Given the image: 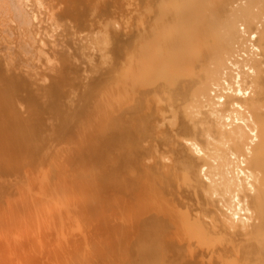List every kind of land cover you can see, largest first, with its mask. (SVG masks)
I'll list each match as a JSON object with an SVG mask.
<instances>
[{
  "label": "bare ground",
  "instance_id": "6f19581e",
  "mask_svg": "<svg viewBox=\"0 0 264 264\" xmlns=\"http://www.w3.org/2000/svg\"><path fill=\"white\" fill-rule=\"evenodd\" d=\"M231 1L0 0V264H264V0Z\"/></svg>",
  "mask_w": 264,
  "mask_h": 264
},
{
  "label": "rangeland",
  "instance_id": "374dc122",
  "mask_svg": "<svg viewBox=\"0 0 264 264\" xmlns=\"http://www.w3.org/2000/svg\"><path fill=\"white\" fill-rule=\"evenodd\" d=\"M229 1H230V2L228 3V5H230V4L232 5V4H233L232 1H231V0H229ZM237 3H238V2H237ZM234 4H235L236 6H238V4H236V3H234ZM234 4H233V5H234ZM226 5H227V4H226ZM231 5H230L229 7H231ZM233 5H232V6H233ZM227 7H228V6H227ZM227 7H226V8H227ZM217 8H219V6H217ZM220 8H221V7H220ZM224 8H225V7H224ZM226 8H225V9H226ZM230 9H231V8H230ZM230 9H229V10H230ZM214 10H215V9H214ZM227 10H228V8H227ZM219 11H220V10H219ZM218 13H219V12H218ZM220 13H221V12H220ZM224 14H225V13H224Z\"/></svg>",
  "mask_w": 264,
  "mask_h": 264
}]
</instances>
